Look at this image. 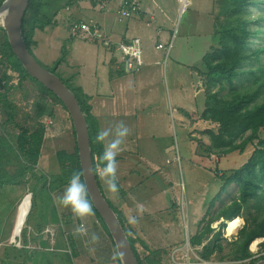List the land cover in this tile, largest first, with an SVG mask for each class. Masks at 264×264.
<instances>
[{"label":"rangeland","instance_id":"374dc122","mask_svg":"<svg viewBox=\"0 0 264 264\" xmlns=\"http://www.w3.org/2000/svg\"><path fill=\"white\" fill-rule=\"evenodd\" d=\"M142 1V6L151 4L148 11L156 16L149 23L146 18L137 21L141 27L151 31V35L142 37L143 50L149 53L150 60L159 59V63H145L140 72L133 74L136 87L135 91L128 90L125 94L127 104H124V96L114 107L108 104L99 108L95 98L90 100L106 152L113 153L109 156L114 159L112 171L115 180L104 168H98L103 192L125 215L130 234L138 238L135 245L143 259L149 255L157 259L158 264H188V259L192 264H248L264 254L261 244L264 238H256L255 249L250 247L252 242L249 244L252 255L245 259L232 257V241L247 217L257 213L264 216V210L257 212L258 208L252 200L238 216L242 223L233 235L226 234L223 218L212 219L238 197L237 182L224 186V181L231 171L248 159L256 147V140L243 153L236 150L224 156L208 155L210 131L217 132L218 123L202 117L207 79L202 73L200 61L215 46L212 34L227 18L223 1L182 0V7L187 6L182 13L179 11L180 0H156L157 6L154 0ZM119 2L74 0L75 14L67 6L56 16V26L35 29L33 52L45 67H56L65 78L67 74L60 67L63 60L56 65L55 61L70 56L84 72L82 77L89 82L96 70L94 52L101 47L71 37L70 26L74 18L89 17V11H95V19L120 30L133 18L118 20ZM102 3L104 7H100ZM247 17L251 19L250 28L261 31L257 36H250V45L254 48L264 45V0L253 4ZM159 25L164 27V36L158 39ZM158 40L164 47L156 46ZM143 55L145 58L146 54ZM261 62L264 64V54ZM258 64L254 57L242 64V74L235 81L238 87L254 85L255 75L251 70H256ZM147 68L150 69L147 73L152 83L150 87L145 86L140 78ZM4 69L5 65L0 62V74ZM6 70L13 78L9 82L2 81L0 92L6 93L7 99L14 104L10 110L0 105V144L8 147V152L3 154L7 157L2 158L6 172L12 174L18 166L15 153L20 127L33 130L41 122L46 133L34 171L37 175L43 173L48 176L59 173L56 152L60 149L72 152L76 144L68 110L43 93L33 79L20 82L15 71L9 70V67ZM91 86L88 83V92L93 91ZM39 102L46 104L42 117L36 116ZM256 103H264V86ZM259 136L264 139V128L260 129ZM31 175L27 172L16 182H3L0 178V264H27V259L34 264H90L87 260L91 252L96 254L95 260L108 259V252L105 251L108 245L100 233L92 226L88 227L86 220L83 223L87 232L86 228L85 233L80 229L81 220L79 218L78 222L75 214L76 205L87 202L92 209L81 183L75 180L72 185L53 188L49 192L42 187L43 179L38 180ZM32 190L36 194L31 206ZM24 197L30 201L31 209L21 230V245L19 235L15 234V225ZM260 204L264 207V199ZM65 216H72L69 223ZM42 222L43 227L38 229L37 224ZM209 222L212 232L204 235L201 245H191L190 238L201 232ZM96 224L100 228L101 223L98 221ZM47 226L55 227V231H45ZM218 229L221 236L216 243L221 244L222 249L215 246L211 258L199 263L203 244L212 241ZM25 238L27 241H24Z\"/></svg>","mask_w":264,"mask_h":264},{"label":"trees","instance_id":"16d2710c","mask_svg":"<svg viewBox=\"0 0 264 264\" xmlns=\"http://www.w3.org/2000/svg\"><path fill=\"white\" fill-rule=\"evenodd\" d=\"M3 0H0V4ZM223 11L227 14L224 23L217 28L212 34V40L215 44L202 57L201 65L202 73L207 79V93L205 95V107L202 112V117L206 120H211L218 123V131L211 132V143L206 150L208 155L217 154L224 156L228 153L238 150L243 153L247 146L256 140V147L248 157V159L238 168L231 171L225 178L224 186L237 182L239 195L232 202L225 205L215 217L212 219L224 220L232 219L239 216L245 206H249L254 200V205L258 211L262 207L261 200L264 199V139L259 136V131L264 128V103H256V99L264 86V64L261 62V57L264 54V45L252 47L250 45V36H257L260 30H252L250 28L251 19L247 17L248 9L259 2V0H222ZM74 0H30L23 18V36L24 40L32 50L34 42L33 34L35 29L44 30L47 26H56V16L61 10L67 6H71ZM72 37V36H71ZM64 57L65 51L62 52ZM255 58L259 61L256 70H251L255 75L254 85L249 87H238L235 83L242 74L241 66L245 61ZM38 59V58H37ZM65 59V58H64ZM57 58L55 65L61 60ZM39 60V59H38ZM40 61V60H39ZM0 62L5 65L6 69L15 71L20 82L24 79H33L39 85L40 90L50 96L55 102L63 104L61 99L43 83L32 77L23 67L22 63L14 53L4 28L0 25ZM4 69L0 74V85L3 80L8 82L13 76ZM57 73L59 77L67 84V86L75 93L89 126L90 143L92 148V156L94 168L100 187L103 191L98 168H104L110 178L115 180L112 171L114 159L110 157L105 149L100 127L96 116L92 113V105L90 103L91 95L84 92L82 87L69 84L70 78L62 76L55 68H48ZM123 73V70L120 72ZM228 85V89L226 90ZM0 105L6 109H13L14 104L6 97V93L0 92ZM37 117H42L46 112V104L39 102L37 104ZM65 107V106H64ZM66 108V107H65ZM8 112V111H7ZM10 118V117H9ZM21 131L17 136L16 153L17 168L12 174L6 172V167L2 163V158H6L8 147L5 144H0V178L1 181L16 182L18 178L31 172L34 178L43 179L42 187L51 192L54 188H63L65 185H72L73 181L77 180L84 187L82 170L79 163L78 147L75 144L74 151L69 152L66 149H60L56 152V158L60 165V172L54 175H37L34 171L39 162L42 145L46 133V128L43 123H38L37 126L30 130L28 127H20ZM75 133V130L73 128ZM1 138V137H0ZM239 140V141H238ZM39 189V188H38ZM41 192L38 191V193ZM31 206L33 205V197L36 192L32 190ZM104 193V192H103ZM85 198L91 205L98 221L103 226L106 233L111 237L106 224L104 223L99 212L91 204L90 198L85 190ZM109 204L117 213L120 222L122 223L133 250L140 264H158V260L151 258L149 255L145 259L140 257L136 248L137 237L130 234V230L126 223V218L123 212L118 209L108 198ZM31 209V208H30ZM68 216V215H67ZM66 218L67 223L71 221V217ZM78 222H80L78 217ZM83 222H80V224ZM222 224V223H221ZM44 222L38 223L37 228L41 229ZM213 228L210 222L207 226L193 238H190V243L193 246L202 244L205 234L212 232ZM221 236V230L218 229L214 233V239L203 244V250L200 257L204 260L211 258L212 252L218 247L222 249L221 244L216 243ZM264 238V216L258 213L255 216L247 217L245 224L238 230V235L232 241L233 249L231 251L234 259H245L252 255L249 250V244L252 240ZM112 239V238H111ZM24 241H27L25 238ZM113 242V240H112ZM144 247L148 248L144 241H140ZM26 244V242H25ZM114 244V242H113ZM264 247V240L262 241ZM116 253V248L114 245ZM154 252V251H152ZM264 254L258 258L252 259L248 264H254L258 259L263 258ZM116 258L121 264L120 258L116 253Z\"/></svg>","mask_w":264,"mask_h":264},{"label":"water","instance_id":"95a60500","mask_svg":"<svg viewBox=\"0 0 264 264\" xmlns=\"http://www.w3.org/2000/svg\"><path fill=\"white\" fill-rule=\"evenodd\" d=\"M30 0H3L0 4V25L7 33L9 43L25 70L52 90L68 110L76 135L79 163L87 195L99 212L114 242L121 264H140L128 235L117 213L109 204L98 182L89 126L85 113L75 95L59 75L45 67L29 50L23 36V18ZM32 196V193H30ZM254 264H264V257Z\"/></svg>","mask_w":264,"mask_h":264},{"label":"crops","instance_id":"0c3cea01","mask_svg":"<svg viewBox=\"0 0 264 264\" xmlns=\"http://www.w3.org/2000/svg\"><path fill=\"white\" fill-rule=\"evenodd\" d=\"M138 1L140 3V6H141L140 13L134 17H131V18H133V21H129L127 23V25L120 30L115 29L113 25H108V23L104 25L100 21L95 19L93 17L95 11H89V13H90L88 15L89 17H76V18H74V20H77V19L94 20L100 25V27L103 29V31L108 36H110L112 39H114L116 41L126 40L130 37H133V36L140 37L142 40V37L144 38L145 34L151 35V33H150L151 31L146 30V28H144V27H141V25L139 23H137L138 19L141 20L143 18L144 19L146 18L147 23H149L150 19H155L156 16H155L154 12L148 11V8L150 9L151 4L147 3L146 6L145 5L142 6L143 1L142 2H141V0H138ZM154 1H155V5L157 6V1L156 0H154ZM119 4H120V2H119ZM119 4H118V8H119ZM68 7H70L73 14H75L74 5H71ZM72 12H70V13L68 12V14L70 15V14H72ZM151 16H153V18H151ZM120 21H122V20H120ZM157 29L160 32L157 35V38L159 39L161 35L164 36V27L159 25L157 27ZM73 38H75V37H73ZM85 41H87V40H85ZM91 43L99 45L101 47V49L100 50L97 49L94 52L95 62H96V66H95L96 70H94V73H93L94 77L91 80L89 79V82L87 81V79L82 77L81 73H84V72H82L80 67H77V64L72 61L70 56L66 57L63 60L62 64L61 65L59 64V65L62 68L61 70L66 72L67 78H70L72 83L82 87V89L84 90L85 93L91 95L92 101L94 100V98L96 99L97 107L103 108L108 104H111L112 107H114L117 104V102L119 101V98H121L122 96L125 97V94L128 93V90L135 91L136 80L134 79L133 74H136L137 72L136 73H127L123 69L117 68L114 65V59L112 57V54L109 52L108 49L104 48L102 45H100L96 42H91ZM159 43H162V42L158 40L156 46ZM143 51H144V54H146V57H145L146 59L144 58V61L146 64H149V63L150 64H158L159 63V59L150 60L149 59L150 56L148 55L149 53L146 52L145 49ZM122 70H123V73H120ZM149 70L150 69L147 68L144 72H142V74H140L141 80L144 82L145 86H147V87H150L152 85L151 80H149L150 75L147 74L149 72ZM140 71H138V72H140ZM88 83H89V85H90V83L92 84L91 87H92L93 91H91V92L87 91ZM132 85H133V89L131 88ZM124 99H125L124 104H127L128 100L126 99V97ZM100 134H101V132H100ZM104 146L106 149L105 143H104ZM107 153H108V155L113 154L111 152L109 153V150H107ZM75 204H76V202H74V204H72V205L74 206ZM76 207H77V211L75 214L77 215V217L80 218L81 222L86 220L89 223V225H87V226L88 227L92 226L96 232L100 233L102 240H104L108 245L106 247V250H105L108 252V259L98 260V258H97V260H95L96 254H94L93 252L90 251L91 254L88 255V256H90V258L87 260V262H89L90 264H119V261L116 258V253L114 250V244L112 242V239L106 233V231L104 230L102 225H100V228H99V225L96 224V222H98V220H97V217H96L94 211L88 207L87 202L86 203L80 202L78 204V206L76 205ZM92 212H93V214H92ZM86 232H87V228H86ZM74 244H75V242H74ZM100 254H101V256H103L102 251ZM77 257H79V256L77 255ZM82 259H80V261ZM26 261L29 262V263L27 262V264H30L32 262L31 260L29 261V259H27ZM18 264H23V262H20ZM32 264H34V263L32 262ZM77 264H79V262Z\"/></svg>","mask_w":264,"mask_h":264},{"label":"built area","instance_id":"2783aa9c","mask_svg":"<svg viewBox=\"0 0 264 264\" xmlns=\"http://www.w3.org/2000/svg\"><path fill=\"white\" fill-rule=\"evenodd\" d=\"M182 3L183 1L180 0V13L187 7L186 5L182 7ZM104 6V3L100 4V7ZM140 10L141 6L138 0H121L119 8L117 9V18L118 20H124L136 16L140 13ZM151 18H153V16H151ZM70 34L75 38L96 42L108 49L114 59V65L127 73H136L140 71L145 64L142 40L140 37L134 36L126 40L116 41L108 36L96 21L84 19H78L72 22ZM158 47L162 48L164 44L159 43ZM80 225V229L85 232V225L83 223ZM45 231L53 232L55 231V227L47 226ZM18 235L21 244V232ZM198 259L201 261L199 263L206 262V260L201 257H198ZM188 264L192 263L188 260Z\"/></svg>","mask_w":264,"mask_h":264},{"label":"bare ground","instance_id":"6f19581e","mask_svg":"<svg viewBox=\"0 0 264 264\" xmlns=\"http://www.w3.org/2000/svg\"><path fill=\"white\" fill-rule=\"evenodd\" d=\"M0 22H1V19H0ZM29 202L30 201L28 200V198L24 197V200H23V202H22V204L20 206L19 213H18V216H17V219H16V225H15V234L16 235H18L21 232L22 228L26 224L27 217H28V215L30 213V207H29L30 203ZM225 221H226L225 232H226L227 235L235 234L237 232V230L239 229V227L241 226V223H242L240 217H238V216H236V217H234L232 219H229V220H225ZM255 245H256V239L252 240V243H251L250 247L252 249H255Z\"/></svg>","mask_w":264,"mask_h":264}]
</instances>
